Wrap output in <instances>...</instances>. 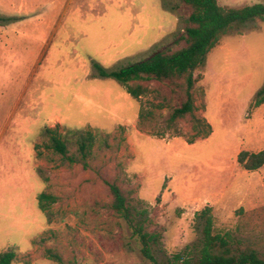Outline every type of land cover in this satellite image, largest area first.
I'll list each match as a JSON object with an SVG mask.
<instances>
[{
    "label": "rangeland",
    "instance_id": "374dc122",
    "mask_svg": "<svg viewBox=\"0 0 264 264\" xmlns=\"http://www.w3.org/2000/svg\"><path fill=\"white\" fill-rule=\"evenodd\" d=\"M188 15L181 0H0L11 20L0 23V253L14 252L16 264H55L49 250L65 264H151L110 208L116 185L158 236V263L192 256L195 215L207 207L234 252L264 259V164H237L241 152L264 151V104L251 105L264 84V23L222 37L194 73V116L211 133L193 144L190 116L174 125L179 136L166 128L185 100L180 84L130 82L146 89L133 99L93 66L112 72L173 47ZM54 128L65 156L47 148L44 130ZM86 131L94 144L82 154ZM41 193L55 198L45 212Z\"/></svg>",
    "mask_w": 264,
    "mask_h": 264
},
{
    "label": "trees",
    "instance_id": "16d2710c",
    "mask_svg": "<svg viewBox=\"0 0 264 264\" xmlns=\"http://www.w3.org/2000/svg\"><path fill=\"white\" fill-rule=\"evenodd\" d=\"M181 1L189 11L187 27L184 34L175 40L173 47L153 53L139 62L112 72H106L98 64L93 66L99 77L112 79L124 86L127 94L133 99H140L146 89L139 85L131 86L130 82L154 80L161 83L180 84L184 88L185 100L171 111L166 128L173 130L175 136H179L180 133L174 125L186 116H190L194 122L193 134L186 143L193 144L198 139H206L211 133L210 125L203 118L194 116L196 106L192 91L201 80V76L195 77L194 73L204 67L207 54L217 46L222 37L235 29L239 30L247 23L256 21L264 23V3L235 8L220 7L217 0ZM9 21H11L10 18L0 17L1 24ZM181 42H184V46L174 49ZM263 104L264 84L256 92L251 105L259 107ZM142 118L143 115L140 113L139 120ZM44 133L48 138L47 148L65 156L66 145L57 129H45ZM93 144L94 135L90 131L80 135L79 150L82 154H89ZM237 164L244 171H256L264 164V151L256 154L241 152L237 157ZM109 191L112 196L111 210L131 229L132 236L140 244L143 257L151 264H160L152 254V246L157 244L158 236L146 231L144 219L132 215L130 205L116 185H110ZM37 199L38 207L43 212L55 201V198L47 193L39 194ZM195 219L200 230L199 239L192 247V256L184 259L180 264H264V259L253 250L238 252L232 250L231 234L216 232L210 208L197 212ZM46 254L55 264H65L57 253L49 250ZM17 262L14 252L0 253V264H16Z\"/></svg>",
    "mask_w": 264,
    "mask_h": 264
}]
</instances>
